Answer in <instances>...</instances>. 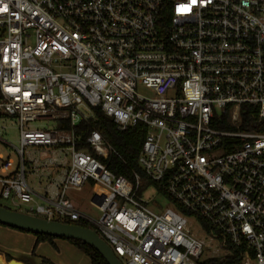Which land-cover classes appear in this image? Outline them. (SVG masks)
<instances>
[{"label":"built area","instance_id":"built-area-1","mask_svg":"<svg viewBox=\"0 0 264 264\" xmlns=\"http://www.w3.org/2000/svg\"><path fill=\"white\" fill-rule=\"evenodd\" d=\"M94 108L143 126V178L110 170L121 157L98 130L81 143ZM3 118L18 145L0 133L17 157L0 149V200L16 210L85 221L123 264H264V0H0ZM35 148L61 156L40 163ZM58 166L36 201L27 176ZM87 183L105 190L98 217L67 196ZM150 185L167 199L156 210Z\"/></svg>","mask_w":264,"mask_h":264},{"label":"trees","instance_id":"trees-1","mask_svg":"<svg viewBox=\"0 0 264 264\" xmlns=\"http://www.w3.org/2000/svg\"><path fill=\"white\" fill-rule=\"evenodd\" d=\"M93 116H94L93 119L89 120L88 122H83L76 127V134H78L81 137L82 140L81 143L83 144L85 137L90 133L91 130L93 129L98 130L101 133L102 137L105 139V141L110 143L114 147V149L117 151V153L120 155L122 159L121 160L118 157L112 156L107 161L110 170L116 175H123L129 179H132L133 176L132 173L136 171L143 178V173L141 172L140 167L137 164V156L145 135V129L143 128V126L139 125L127 131H120L116 128L112 119L106 116L99 108L93 109ZM245 120L247 121V123L251 124L256 121V118L252 116H246ZM224 125H222L221 127L218 125L217 126L220 128H227V125L226 126ZM67 127L68 126L65 125V128ZM258 130L264 131V119L259 122ZM81 146L82 145H80V147ZM168 200L170 203L171 202L175 203L171 198H169ZM175 205L177 204L175 203ZM63 222L73 223L93 229V227H91L88 223H86L83 220H79L75 222L64 220ZM202 224L205 230L209 232L210 229L206 225V222L202 220ZM0 225L6 226L1 223ZM15 230L25 233H31L32 235L35 236L33 251L36 248L37 244L40 242H47L51 246L55 247L53 241L54 239H59L49 235L35 234L25 230H20V229H15ZM60 239H64V238H60ZM65 240H67L70 244H72L79 251H81L89 259L91 264H107L105 260L101 257V255L93 247L87 245L82 241L73 240V239H65ZM10 259L11 256L6 254V260L8 261ZM237 259H238L237 256L229 261H224V262L218 259H211L210 261H205L199 264H233L237 262ZM41 264H53V263L50 260L44 258Z\"/></svg>","mask_w":264,"mask_h":264},{"label":"rangeland","instance_id":"rangeland-1","mask_svg":"<svg viewBox=\"0 0 264 264\" xmlns=\"http://www.w3.org/2000/svg\"><path fill=\"white\" fill-rule=\"evenodd\" d=\"M33 124H36L40 127H51L54 128L56 126V123L54 121H50V120H37L35 122H33ZM1 127H5L4 130H1ZM0 133H1V137L2 139H4L6 142L8 143H12L14 145H18V129L17 126L14 123V120L11 118H3L0 119ZM0 149L2 151V153L5 156H10L11 158H13L15 161H17V157L14 153V150L10 147V146H5L2 143H0ZM35 155L38 156L40 163L44 162L46 159H48L50 156H56V157H60L61 154L57 153V152H53L51 150H42L39 148H35L34 149ZM67 161H69V157H66V161H65V165L67 163ZM64 165V166H65ZM62 166V165H60ZM58 166V167H60ZM41 176V175H40ZM36 178V175H28L27 176V181L28 183H32L33 179ZM43 178V177H40ZM142 184H145V181L143 180ZM105 190L103 189V187L101 185L98 184H94L92 187L88 188L85 190V193L81 192V191H69L67 196L73 201V203L75 205H77V207L79 206L78 202L75 200L74 196L76 195L77 197H83L80 206L78 207L79 209L82 208L81 210H83L84 212H86L87 215L89 216H93V217H98L99 216V211L96 208V203L94 201H92V196L93 194H102L104 193ZM143 199L145 201L148 202V205L155 209L159 208L161 206H164L167 203V199H165L164 196H162L157 188L153 185L148 186L143 192L142 195ZM0 204L2 206H5L7 208L10 209H14L16 210L17 208L13 206V204L9 201V200H0ZM20 211H22L23 209H19ZM29 238H24L21 237L20 240L17 241L16 246H19L20 249L22 250V252H27L31 255V253L33 254V256H44L50 259H57L58 258V252L56 250H54L49 244L47 243H43L42 245H39L38 247L36 246V248L33 251L34 248V239L33 237H31V234H29ZM8 242H13V240H10L9 238H7ZM14 244V245H15ZM62 254H60L61 257L63 256H67L65 255V253L63 251H61ZM67 254V253H66ZM84 255H82L79 252H76V256H74L73 260L76 264H84L82 262L85 261V263L90 264L87 260L84 259Z\"/></svg>","mask_w":264,"mask_h":264},{"label":"crops","instance_id":"crops-1","mask_svg":"<svg viewBox=\"0 0 264 264\" xmlns=\"http://www.w3.org/2000/svg\"><path fill=\"white\" fill-rule=\"evenodd\" d=\"M59 170L61 172V167H52L50 168L51 174L47 173L41 176L36 174V178L33 179V182L29 183V185L33 188V190L38 195L35 198L36 201L40 202L42 200V197L49 196L52 193V191H54V183H57L59 181V178H61ZM40 177H43V178H40ZM93 185H94L93 183H87L80 190H77V191H81L85 193V190L92 187ZM74 190L75 189L68 190L67 194L69 191H74ZM94 195L95 193L92 196V201H94ZM74 198L79 203L78 205L80 206V203L83 197H77L75 195ZM81 209L82 208H80V210ZM29 234L31 233L21 232L13 228L0 225V264H5V262L7 261L6 254L11 256V258L23 261L26 264H41L44 258L50 260L53 264H76L73 260L74 256H76V252H79L82 255H84L81 251H79L76 247L70 244L67 240L60 239V238L54 239L53 243L55 247L51 246L47 242H40L37 244V247L39 245H42L43 243L49 244L54 250H56L59 253L57 259H50V258L40 256V255L33 256V254L31 253L30 255L28 251L26 253L22 252L20 247L16 246L15 243H17V241L20 240L21 237L29 238L30 236ZM31 237H33L34 243H35V236L31 234ZM7 238H9L10 240H13V242L11 243L8 242ZM61 251H63L65 255L67 256L61 257L60 256V254H62ZM84 257H85L84 259L90 263L89 259L85 255ZM80 260H82L84 264H87L85 263V261H83V259H80Z\"/></svg>","mask_w":264,"mask_h":264},{"label":"water","instance_id":"water-1","mask_svg":"<svg viewBox=\"0 0 264 264\" xmlns=\"http://www.w3.org/2000/svg\"><path fill=\"white\" fill-rule=\"evenodd\" d=\"M0 223L11 228L25 230L35 234L49 235L55 238L73 239L93 247L107 264H123L111 247L94 229L73 223L48 220L35 215L10 209L0 205ZM5 264H26L11 258Z\"/></svg>","mask_w":264,"mask_h":264}]
</instances>
